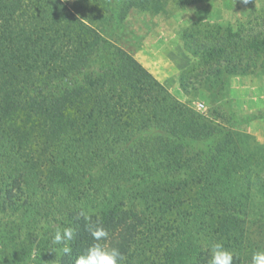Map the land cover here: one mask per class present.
<instances>
[{"label":"trees","instance_id":"obj_1","mask_svg":"<svg viewBox=\"0 0 264 264\" xmlns=\"http://www.w3.org/2000/svg\"><path fill=\"white\" fill-rule=\"evenodd\" d=\"M198 1L123 0L119 14ZM100 3L76 10L63 0H0V210L57 224L39 240L25 236L19 264H76L96 243L88 229L97 221L108 231L99 243L118 248L123 264H210L218 241L251 264L264 250V181L248 174L254 159L122 47L95 68ZM249 24L242 43L232 27L204 43L208 59L249 71L264 55V28ZM211 136L210 156L182 140ZM65 227L76 233L70 253L51 242Z\"/></svg>","mask_w":264,"mask_h":264},{"label":"rangeland","instance_id":"obj_2","mask_svg":"<svg viewBox=\"0 0 264 264\" xmlns=\"http://www.w3.org/2000/svg\"><path fill=\"white\" fill-rule=\"evenodd\" d=\"M63 1L76 10L89 4V7L94 6L95 2ZM98 1L101 2L99 14L104 16L97 18L94 24L102 33L103 41L93 56L95 68L113 58L116 46L128 51L172 97L222 128V133L235 135L244 153L254 159L250 161L248 176L255 182L264 181V55L251 58L249 71L233 72L224 69L225 65L218 66L220 60L208 59L204 44L224 38L222 34L229 27L242 36L232 41L242 43L250 33L251 20L264 28V0H248L247 3L243 0H201L193 4H171L161 12L134 8L125 18L119 14L123 0ZM240 59L236 58V62ZM159 131L153 128L150 134ZM182 140L189 151L207 156L217 144L215 136ZM255 142L259 145L254 148ZM115 193L125 197L129 189H116ZM255 193L260 196L258 189ZM262 201L258 199L257 204ZM51 219L19 210H0V264H19L20 250H25L29 243L25 236L33 234L39 240L44 232L54 228L51 225H57ZM56 254L60 251H54L53 255ZM233 260L241 264L240 260Z\"/></svg>","mask_w":264,"mask_h":264},{"label":"clouds","instance_id":"obj_3","mask_svg":"<svg viewBox=\"0 0 264 264\" xmlns=\"http://www.w3.org/2000/svg\"><path fill=\"white\" fill-rule=\"evenodd\" d=\"M247 3L248 0H243ZM83 214V213H81ZM89 232L96 243L79 255L76 264H123L124 257L118 248H105L99 241L108 237V231L97 221L89 227ZM75 229L72 227L57 228L52 238V244L62 245L64 253H70V242L75 238ZM210 264H233L234 253L225 248L222 242H215L210 247ZM251 264H264V250L255 251L251 257Z\"/></svg>","mask_w":264,"mask_h":264}]
</instances>
